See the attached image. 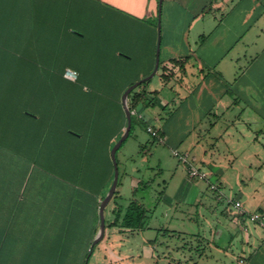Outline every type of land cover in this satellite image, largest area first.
Returning a JSON list of instances; mask_svg holds the SVG:
<instances>
[{
	"label": "crops",
	"instance_id": "obj_1",
	"mask_svg": "<svg viewBox=\"0 0 264 264\" xmlns=\"http://www.w3.org/2000/svg\"><path fill=\"white\" fill-rule=\"evenodd\" d=\"M73 23L84 30L81 36L73 32ZM159 35L160 65L145 88V103L136 109L140 119L148 129L159 131V142L170 143L171 151L178 150L189 133H198L199 146L206 138L200 127L207 121L209 144L203 163L209 172L204 171L203 180L212 176L218 183L221 173L245 164L242 177L247 175L246 180H242L239 194L228 199L229 208L238 200L245 212L264 214V193L257 197L256 189L250 194L247 184L259 179L264 187V0H162L161 9L160 0H0V244H5L6 253L11 247L17 261L35 257L45 242L55 243L56 228H62V223L42 224L34 214L30 216L29 207L16 204L23 202L24 188H10L7 169L9 163L18 165L24 160L10 149L34 146L46 126L57 130L62 124L64 129L77 124L81 129L93 116L91 111H56L58 85L68 95L67 109L89 97L87 88L79 89L78 80L57 77V53L64 50L65 58H71L72 47H80L81 68L135 69L134 81H140L155 68ZM66 59V71L80 66ZM41 68L49 69L46 75L42 76ZM157 75L158 88L151 85ZM105 77L97 71L89 81L109 83ZM35 107L38 111H32ZM158 111H170L169 116L171 111H179L177 124L183 130L176 140L170 124L174 121L169 116L163 120ZM117 117L113 140L121 130L119 111ZM223 164L227 165L224 169ZM11 178L18 180L19 175ZM116 203L121 205L120 198ZM115 205L106 215L104 252L97 264H204L205 260L206 264H238L240 257L246 264H264V227L238 217L235 209L223 213L231 228L227 224L213 232L214 252L187 256V248L159 242L160 235L179 234L163 223L147 222L136 231L122 228L120 223L111 226ZM52 227L56 230L48 231ZM231 229L243 233L238 255L230 253L237 239ZM141 231L151 233L143 240L146 252L123 248L129 236ZM160 244L166 248L162 254L157 250ZM89 249L76 243L69 258L83 259Z\"/></svg>",
	"mask_w": 264,
	"mask_h": 264
},
{
	"label": "trees",
	"instance_id": "obj_2",
	"mask_svg": "<svg viewBox=\"0 0 264 264\" xmlns=\"http://www.w3.org/2000/svg\"><path fill=\"white\" fill-rule=\"evenodd\" d=\"M102 69H107V72ZM66 70L67 67L64 64L58 65L55 69L57 77L63 78ZM74 70L78 74L79 89L87 88L89 90L88 99L80 101L79 108L91 111V115H93L86 119L88 122L82 126V133H71L70 126L64 129L65 124L60 126L63 129L59 127L57 130H50L46 126L40 132L39 140L34 143V146L10 149L23 158L24 163L18 165L9 163L7 169L10 188L19 187V190L24 188L23 202L20 200L16 204L23 203L26 205V209L29 207L30 216L34 214V219H40L42 224L53 226L58 221V224L62 223V228H56L58 236L55 243L50 245L47 242L43 243L40 251L34 254L35 257L32 256L23 261L13 258L14 253L11 247L10 251L6 253L5 244H0V264H89L97 246H94L87 262L88 253L86 255L83 253L84 257L80 260L69 258L70 250H74L76 243L82 242L83 248L89 249L99 231L100 203L108 193L114 178V166L110 151L127 125L121 96L134 82L122 88L120 86V80L129 74L131 70L129 68H99L100 74L106 76L105 81H109V83L103 84L89 81L92 79L91 76H95L96 73L85 74L81 67ZM148 83V81L144 82L129 95V108L132 112L130 135L134 125H140L152 136L151 143H157L161 139L159 131L155 132L151 128L148 130L136 111L137 107L146 101L148 93L145 88ZM104 99L109 100L110 104L102 102ZM114 107L119 111L122 121L121 130L115 140H113V132L109 139L105 138V133H110L109 127L114 129V122L118 120V111H106L108 108ZM98 124L101 126L99 127ZM18 175V180L11 178L18 177ZM142 184L139 182L135 193ZM119 187L120 178L116 192L105 210L106 227L108 226L106 215L109 207L116 204L113 208L115 218L114 222L110 224L111 226H117L120 223L122 228L133 231L144 229L149 219L148 210L136 199L131 200L126 206H118L116 201L118 198L121 199ZM47 229L49 231L54 227Z\"/></svg>",
	"mask_w": 264,
	"mask_h": 264
},
{
	"label": "rangeland",
	"instance_id": "obj_3",
	"mask_svg": "<svg viewBox=\"0 0 264 264\" xmlns=\"http://www.w3.org/2000/svg\"><path fill=\"white\" fill-rule=\"evenodd\" d=\"M83 31L84 30L81 27H78L75 23H73V32H75L78 36H81ZM121 52H123L121 53L123 57L126 56V51ZM57 54V65H61L66 62L64 50L59 51ZM72 54L73 57L70 58L68 56L66 60L71 59V61L81 67V48L77 47L75 49L72 47ZM95 63L96 61H94V64ZM82 69L85 74H92V72L95 74L96 71H98L95 67H84ZM48 70V68H41L42 76L46 75ZM102 70L107 72V69ZM136 72L137 70L131 69L129 74L123 76L122 80H120L121 88L127 86L131 82H134L133 84H135L139 81H134L136 79ZM159 81L160 76L157 75L153 79L151 85L158 88L160 84ZM64 94V87L58 85L56 93V111H84L79 108V104L73 110L67 109L68 95ZM104 95H107V93H104ZM102 102L110 104L107 99H104ZM32 111H38V109L35 107ZM106 111L118 110L114 107L108 108ZM147 111L148 114L152 113L151 109H148ZM158 112L164 116L163 120L166 121L167 118L169 119L170 117L175 122L174 123L170 120V124H173L174 126L172 127L176 130L174 138L176 140L179 135H182L181 133L183 130L182 128L180 131L179 127L181 125L177 124L179 116L177 112L179 111H171V116H169L170 111ZM150 123L158 126L154 121H151ZM69 126L71 133H82L80 125L73 124ZM109 128L110 133H105V138L108 137L107 139L112 136V132L114 135L113 127L110 126ZM200 129H202V134L205 135L206 138L201 141L199 146L196 145L198 133H189L190 135H188L189 137L186 139L184 144L178 145V150L180 153L189 154L190 165L209 172L208 165L203 163V152L204 149H208L209 144V137L205 134L208 130L207 121L204 122ZM151 140L152 136L146 132L143 127L140 125L139 127L134 125V129L130 137L127 138L117 152L120 178V187L118 190L119 195L121 194L122 196L120 204L126 206L131 200L136 199L148 210V222L150 224L163 223L169 229L175 230L179 233L178 236H172L169 238L160 235L159 242L166 241L172 248L175 246H183L187 248L184 250V254L187 256L191 253L195 254L202 251H206V254H209L212 251L214 252L215 249L210 241L212 240L215 229L220 228V230H223L224 227H227V224L231 228L230 220L225 218L223 213L227 209L228 211L231 210L229 208L228 199H234L243 187L242 182L246 180L244 178L247 176L244 175V178L242 177V172L245 171V164H236V169L233 171L228 170L224 174L221 173L222 175L219 177H222V179L218 181V183H215L216 179L212 176L208 178V181L200 179L190 180L188 177V165L173 156L170 143L162 144L159 141L157 143H151ZM143 148H145V150H143ZM226 166V164H223L222 168L224 169ZM238 175L241 176V179L236 178ZM139 182H142L143 184L135 193V185L138 187ZM250 183V181H247V184L249 185L248 191L250 194H254L255 190L258 189L259 193L255 195L260 197L264 193V187L261 185V181L259 179H255L252 182L253 184ZM232 210L234 211L233 205ZM232 210L230 212H232ZM231 231L235 233L237 239L235 240L234 248L232 249V252L230 251V253L238 255L241 250L240 242L244 240L243 233L237 232L235 229H231ZM139 233L140 234H136L135 236H129L128 242L123 248L126 250L131 248L133 251L146 252L147 247H144L145 244L143 243V240L147 239L151 233H148L147 231H141ZM152 235L155 236L156 234L153 233ZM101 242L97 244L89 264L98 263L99 254L104 252ZM157 250L160 254H162L166 251V248L160 244L158 245ZM174 251L175 250L171 249V252ZM203 263L206 264L208 261L205 260Z\"/></svg>",
	"mask_w": 264,
	"mask_h": 264
},
{
	"label": "water",
	"instance_id": "obj_4",
	"mask_svg": "<svg viewBox=\"0 0 264 264\" xmlns=\"http://www.w3.org/2000/svg\"><path fill=\"white\" fill-rule=\"evenodd\" d=\"M161 6H162V0H160V9H161ZM159 29H160V20H159ZM160 45H161V37L159 35L158 45H157L156 64H155V68H154L153 72L148 77H146V78L138 81L137 83L131 85L124 92V94L122 96L121 102H122V105H123V108H124V111H125V114L127 117V125L125 127V130L123 132L122 137L115 143V145L111 149V159H112L113 166H114V178H113V182H112V185H111L108 193L106 194V196L104 197V199L100 203V207H99L100 227H99V231H98L96 237L94 238V240L91 243L89 253H88V257L92 254L94 246L97 245L98 243H100L104 239L105 232H106L105 210H106L107 206L109 205V203L111 202V200H112V198L116 192L117 186H118L119 169H118V162H117V152L121 148L123 143L129 137L131 127H132V112L129 108V95L138 86L142 85L144 82L151 80L155 76V74L157 73V71L159 69V65H160Z\"/></svg>",
	"mask_w": 264,
	"mask_h": 264
},
{
	"label": "built area",
	"instance_id": "obj_5",
	"mask_svg": "<svg viewBox=\"0 0 264 264\" xmlns=\"http://www.w3.org/2000/svg\"><path fill=\"white\" fill-rule=\"evenodd\" d=\"M65 76L70 80L76 81L78 74L75 71L68 70V71H66ZM148 130H150V129H148ZM172 154H173V156L178 158L179 161L188 165V177L190 178V180H194V179L203 180L206 178V173L203 170L196 168V167L189 164V156L187 154L180 153L179 150H177V149H173ZM233 206H234L235 212L238 215V217L246 218L250 222L255 223V224H259V225L264 227V214L263 213H259V212L247 213V212H245L241 201H238V200L233 202ZM244 230L247 231V228H244ZM238 264H246L245 258L240 257L238 259Z\"/></svg>",
	"mask_w": 264,
	"mask_h": 264
},
{
	"label": "flooded vegetation",
	"instance_id": "obj_6",
	"mask_svg": "<svg viewBox=\"0 0 264 264\" xmlns=\"http://www.w3.org/2000/svg\"><path fill=\"white\" fill-rule=\"evenodd\" d=\"M77 79H78V77H77Z\"/></svg>",
	"mask_w": 264,
	"mask_h": 264
}]
</instances>
